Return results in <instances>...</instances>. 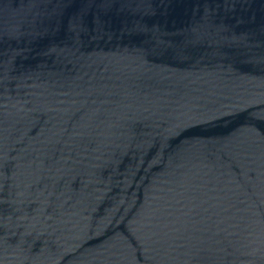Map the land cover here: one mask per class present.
<instances>
[{"label": "water", "instance_id": "water-1", "mask_svg": "<svg viewBox=\"0 0 264 264\" xmlns=\"http://www.w3.org/2000/svg\"><path fill=\"white\" fill-rule=\"evenodd\" d=\"M0 264H264V0H0Z\"/></svg>", "mask_w": 264, "mask_h": 264}]
</instances>
